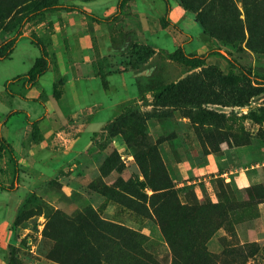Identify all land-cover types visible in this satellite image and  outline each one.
Wrapping results in <instances>:
<instances>
[{
  "label": "rangeland",
  "instance_id": "374dc122",
  "mask_svg": "<svg viewBox=\"0 0 264 264\" xmlns=\"http://www.w3.org/2000/svg\"><path fill=\"white\" fill-rule=\"evenodd\" d=\"M59 1L101 16L118 2ZM171 2L181 29L162 28L163 0H130L120 20L93 22L96 44L88 16L51 12L52 25L28 22L0 59V134L20 168L15 189L0 188V264H264V82L228 76L221 54L195 68L167 56L185 42L264 65V0ZM30 4L0 0V43ZM33 31L51 65L34 87L11 84L26 97L13 96L6 84L40 54ZM140 70L174 90L141 99ZM13 109L23 111L6 119ZM12 178L4 149L0 180Z\"/></svg>",
  "mask_w": 264,
  "mask_h": 264
},
{
  "label": "trees",
  "instance_id": "16d2710c",
  "mask_svg": "<svg viewBox=\"0 0 264 264\" xmlns=\"http://www.w3.org/2000/svg\"><path fill=\"white\" fill-rule=\"evenodd\" d=\"M165 3V11L160 16V23L162 28L167 27L170 24H173L175 27L179 28L177 24L173 22L170 17V12L172 9L171 0H163ZM130 0H118L116 9L105 16H101L94 12L88 11L85 7L77 3H65L59 0H31L29 9L20 14L14 23V29L12 32L0 43V59L8 57L12 54L14 47L20 38L24 34L25 25L30 22H40L47 21L49 25L53 24V20L50 18L49 13L51 12H67V13H81L90 18L89 29L93 33V42L96 44V36L94 33V24L96 23H114L122 18L123 15L128 13L127 7L129 6ZM181 29V28H179ZM202 33L209 34L207 29H204L200 25ZM131 34V32H130ZM125 36L122 35L119 41L122 42L125 39ZM210 36V35H209ZM31 41L37 45L40 49V54L36 57L33 62L32 67L28 72L19 74L18 76L12 78L6 85L7 91L10 95L20 94L24 97L22 93L15 91L10 88L11 84L22 81L25 87H34L39 83L40 77L45 74L51 65V59L49 55V50L44 39L35 31L30 33ZM189 35V39H190ZM97 52L99 49L96 47ZM215 54H221L228 61V76H242L245 78H256L261 82H264V65H257L254 68H248L242 64L238 59L225 56L219 48H210L205 51H196L188 50L185 46V42L179 44L171 51H167V56L174 60L184 64L188 68H195L207 63V60L210 56ZM135 83L141 99H145L146 93L150 92L155 98H163L169 95L175 88L176 82L172 79H167L161 72L158 73H149V71L144 72L143 70L138 71L135 75ZM101 80L105 88H109V81L105 73L101 74ZM33 99H38L34 97ZM22 109H13L6 114V119L15 113L22 112ZM27 121L31 124V137L34 140H42L43 134L41 127L39 125L40 118H31L27 114ZM7 150L9 153L10 161L13 166V178L12 182L7 184L0 180V188L6 190H13L16 187V183L19 180V162L18 158L14 152L12 143L3 135L0 134V154L3 150ZM139 185L144 188L146 187V182L138 178Z\"/></svg>",
  "mask_w": 264,
  "mask_h": 264
},
{
  "label": "crops",
  "instance_id": "0c3cea01",
  "mask_svg": "<svg viewBox=\"0 0 264 264\" xmlns=\"http://www.w3.org/2000/svg\"><path fill=\"white\" fill-rule=\"evenodd\" d=\"M129 5H130V2H129Z\"/></svg>",
  "mask_w": 264,
  "mask_h": 264
}]
</instances>
